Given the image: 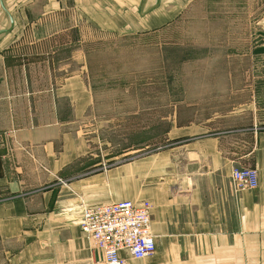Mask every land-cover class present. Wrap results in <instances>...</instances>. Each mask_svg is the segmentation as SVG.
I'll return each instance as SVG.
<instances>
[{
	"label": "crops",
	"instance_id": "0c3cea01",
	"mask_svg": "<svg viewBox=\"0 0 264 264\" xmlns=\"http://www.w3.org/2000/svg\"><path fill=\"white\" fill-rule=\"evenodd\" d=\"M69 1L107 23L109 12L127 22L131 10L143 26L158 22L166 0H2L4 9L0 2V31L9 28L8 15L13 22L0 35L6 263L101 264L80 230L82 210L129 200L151 204L150 264H264V96L253 94L209 123H174L163 148L129 158L97 149L88 126L94 98L77 56L76 63L52 61L42 44L51 34L24 29ZM35 7L43 15H34ZM233 168L255 169L258 187L236 192Z\"/></svg>",
	"mask_w": 264,
	"mask_h": 264
},
{
	"label": "rangeland",
	"instance_id": "374dc122",
	"mask_svg": "<svg viewBox=\"0 0 264 264\" xmlns=\"http://www.w3.org/2000/svg\"><path fill=\"white\" fill-rule=\"evenodd\" d=\"M67 4L24 29L51 34L42 44L52 61L77 56L94 98L88 126L97 149L129 158L163 148L174 123H209L264 96V0H166L158 22L143 26L131 10L127 22L109 12L107 23Z\"/></svg>",
	"mask_w": 264,
	"mask_h": 264
},
{
	"label": "built area",
	"instance_id": "2783aa9c",
	"mask_svg": "<svg viewBox=\"0 0 264 264\" xmlns=\"http://www.w3.org/2000/svg\"><path fill=\"white\" fill-rule=\"evenodd\" d=\"M231 181L236 192L258 187L255 169L233 168ZM151 204L129 200L84 207L80 230L94 251L101 255V264H128L129 260H144L156 253L151 231Z\"/></svg>",
	"mask_w": 264,
	"mask_h": 264
},
{
	"label": "water",
	"instance_id": "95a60500",
	"mask_svg": "<svg viewBox=\"0 0 264 264\" xmlns=\"http://www.w3.org/2000/svg\"><path fill=\"white\" fill-rule=\"evenodd\" d=\"M0 2H1V5H2V8L4 9V6H3V4H2V0H0ZM7 13V12H6ZM9 16V20H10V25H9V28H7V29H5V30H1L0 31V35H2V34H4V33H6V32H8L10 29H11V27H12V18L10 17V15H8Z\"/></svg>",
	"mask_w": 264,
	"mask_h": 264
}]
</instances>
